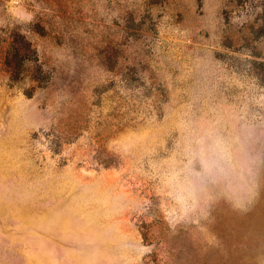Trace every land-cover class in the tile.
I'll use <instances>...</instances> for the list:
<instances>
[{"label": "rangeland", "instance_id": "1", "mask_svg": "<svg viewBox=\"0 0 264 264\" xmlns=\"http://www.w3.org/2000/svg\"><path fill=\"white\" fill-rule=\"evenodd\" d=\"M206 135L255 200L173 226ZM0 264H264V0H0Z\"/></svg>", "mask_w": 264, "mask_h": 264}, {"label": "clouds", "instance_id": "2", "mask_svg": "<svg viewBox=\"0 0 264 264\" xmlns=\"http://www.w3.org/2000/svg\"><path fill=\"white\" fill-rule=\"evenodd\" d=\"M10 12L21 24L33 18L23 7ZM204 197L211 203L222 200L239 213L248 212L256 197L251 159L238 158L233 144L220 135H206L189 150L182 175H177L175 206L163 211L165 220L173 226L189 220Z\"/></svg>", "mask_w": 264, "mask_h": 264}, {"label": "trees", "instance_id": "3", "mask_svg": "<svg viewBox=\"0 0 264 264\" xmlns=\"http://www.w3.org/2000/svg\"><path fill=\"white\" fill-rule=\"evenodd\" d=\"M9 50H11L12 51V48H10ZM20 53H19V51L18 50H16V52L14 53V58H20L19 60H20V62L22 61V63L24 62V61H26L27 59H28V57L27 56H22L21 55V57H20V55H19ZM37 80L39 81V83H40V88H43L44 86H45V84L48 82V81H45L46 83H43V80H45V77H37Z\"/></svg>", "mask_w": 264, "mask_h": 264}]
</instances>
